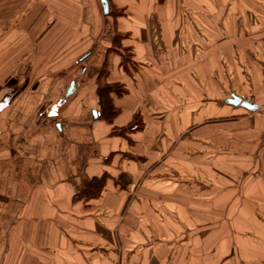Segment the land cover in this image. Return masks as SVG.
<instances>
[{"label": "crops", "instance_id": "1", "mask_svg": "<svg viewBox=\"0 0 264 264\" xmlns=\"http://www.w3.org/2000/svg\"><path fill=\"white\" fill-rule=\"evenodd\" d=\"M107 1L0 0V264H264V0Z\"/></svg>", "mask_w": 264, "mask_h": 264}, {"label": "trees", "instance_id": "2", "mask_svg": "<svg viewBox=\"0 0 264 264\" xmlns=\"http://www.w3.org/2000/svg\"><path fill=\"white\" fill-rule=\"evenodd\" d=\"M110 13L112 16H116L117 14H120L121 11L111 10ZM121 36L117 32L114 33L112 38V44L109 49L115 50L118 52H121L123 55V63L126 64L130 61V53L125 48H121V45L119 43ZM125 52L129 54L128 56H125ZM105 63H103V66L100 68L102 71L100 72L99 69V77L102 76L105 73ZM116 92L117 94H121L123 92L122 87L119 84H108V83H102L99 81L98 84V96H99V103L101 106V115L103 118H105L107 121H110L113 117L116 116L118 113L115 107L112 105L110 93ZM139 127V124L137 123V128ZM106 176L101 175L99 177H92L85 180L84 185L79 188L75 194L74 198H89V197H95L99 195L101 192V189L104 186Z\"/></svg>", "mask_w": 264, "mask_h": 264}, {"label": "rangeland", "instance_id": "3", "mask_svg": "<svg viewBox=\"0 0 264 264\" xmlns=\"http://www.w3.org/2000/svg\"><path fill=\"white\" fill-rule=\"evenodd\" d=\"M102 52H103L102 49L101 50L96 49L92 54H90L89 56H86L83 60H79V57H76L75 59L73 58L71 60L72 62L69 66L68 71L65 74H63L64 75L63 79H65L66 81V87L68 86L71 80H76L79 77V75H81V72L84 67H88V69H91V70L93 69L98 70V67L100 69L103 66V63L105 62L104 56L103 54H101ZM125 54H126L125 56L129 55L126 52ZM101 71L102 69H100V72ZM53 75L58 76L59 74L55 73ZM65 89L62 91V94H61L62 96L64 94Z\"/></svg>", "mask_w": 264, "mask_h": 264}, {"label": "water", "instance_id": "4", "mask_svg": "<svg viewBox=\"0 0 264 264\" xmlns=\"http://www.w3.org/2000/svg\"><path fill=\"white\" fill-rule=\"evenodd\" d=\"M100 2H101V6H102V9H103V12L105 14H107L109 12L108 1L107 0H100ZM87 55H88V53L84 54L83 56H81L79 58V60H83ZM78 85H79L78 81L71 80L70 83L68 84V86L66 87V89L64 91V94H63L62 98L60 99L59 103H63L66 98L70 97L75 92V90H76ZM225 101H226V103H229V104H232V105H235V106H242L244 108H247L248 110L257 109V105H255L251 99H249V100L248 99H243L240 96H237V95H235L233 93ZM93 114L95 115L96 112H94Z\"/></svg>", "mask_w": 264, "mask_h": 264}, {"label": "built area", "instance_id": "5", "mask_svg": "<svg viewBox=\"0 0 264 264\" xmlns=\"http://www.w3.org/2000/svg\"><path fill=\"white\" fill-rule=\"evenodd\" d=\"M137 128V125L136 124H133L132 126H131V129H136Z\"/></svg>", "mask_w": 264, "mask_h": 264}]
</instances>
